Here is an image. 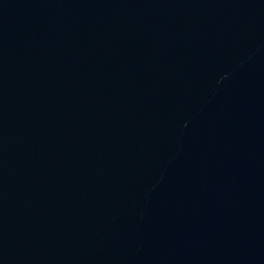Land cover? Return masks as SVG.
Wrapping results in <instances>:
<instances>
[{"label": "water", "instance_id": "obj_1", "mask_svg": "<svg viewBox=\"0 0 264 264\" xmlns=\"http://www.w3.org/2000/svg\"><path fill=\"white\" fill-rule=\"evenodd\" d=\"M0 264H264V0H0Z\"/></svg>", "mask_w": 264, "mask_h": 264}]
</instances>
